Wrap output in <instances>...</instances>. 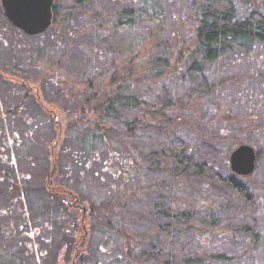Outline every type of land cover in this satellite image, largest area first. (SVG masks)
<instances>
[{"label": "rangeland", "instance_id": "374dc122", "mask_svg": "<svg viewBox=\"0 0 264 264\" xmlns=\"http://www.w3.org/2000/svg\"><path fill=\"white\" fill-rule=\"evenodd\" d=\"M131 2L94 0L87 4V9L90 8L87 11L101 10L115 14L130 6ZM55 4L60 8V15L52 33L55 35L59 30L58 35L67 34L69 38L57 53L63 55L65 74L71 73L76 77L87 69L90 76L92 68L103 65L95 70V74L106 68L110 75L115 70L124 71L121 70L122 65L135 57L138 76L142 75L147 80L137 81L140 95L156 107L170 102L184 121L181 126L173 127L166 133L154 128L136 131L132 137L114 135L110 131L102 136L86 120L85 114L76 111L70 114L67 111L66 116L73 113V121L64 124L65 132L66 129L68 131L57 144L56 164H53L45 146L47 142L55 141L53 122L34 97H24V88L4 82L0 77V264H73L69 252L75 232L71 239L66 230L71 227L74 231L76 224L82 225L80 220L84 216L88 220L84 232L89 231V239L84 257L80 256L75 264H155L153 259L143 263L133 255L126 240L128 233L133 235V243L136 242L145 257L159 252L162 253L159 257L163 258L166 249H169L176 253L177 261L183 260L181 264L188 254L192 255L200 249H204V252L224 248L231 251L232 242L229 244L221 239L240 240L235 229L238 223L243 222L239 213L244 212L248 217L253 212L251 208L249 211L244 208L246 204L241 199L227 198L224 193L215 190L211 182L203 181L201 184L199 176L176 182L177 191L153 187L157 181L165 182L169 178V172L164 170L168 163L160 155L181 152L178 148L181 145L187 147L184 154L210 155V162L216 166L222 178L234 173L252 188H258L261 196L257 199L260 204L257 212L260 227L264 228V156L257 159L256 168L249 175L237 174L230 163L232 152L241 143L264 149V63L258 64L241 56L238 63L225 60L217 64L218 68L212 66V72L205 77L187 72V58H184L176 65L178 69H175V74L171 73L170 68L164 77L154 76L155 72L147 69L148 62L155 53L164 52L167 48L165 41L156 46L152 43L154 36H151V42L140 43L147 35L144 30L140 34L131 31L116 33L106 23L108 28L103 35L87 34L83 39L78 37L75 40L77 44L69 47L72 32L79 35L75 27L78 22L74 23L81 9L71 0H56ZM165 6L168 11L171 10L170 4L166 3ZM183 7L178 5L173 12L179 15ZM172 19L170 14V25ZM155 35L166 38L170 34ZM0 36L6 44L0 40V66L4 63L10 67L14 62L25 64L36 79L45 76L38 70V53L36 56L33 54L38 49V43L50 45L51 37L45 35L41 40L38 35L20 36L18 30L1 17ZM103 37L106 39L102 40ZM83 40L86 45L103 42L109 55L103 60L91 56L90 51L83 48ZM114 64L119 66L116 68ZM179 71L181 73L175 77ZM218 72L222 76L212 77ZM255 72L257 75L252 74ZM108 73L105 75L107 79ZM57 87L49 83L44 96L49 101L56 97L59 109L67 102L71 108L69 111H73L71 105L75 103H69L61 93L55 96ZM150 122L157 125L161 120L155 117ZM108 128L122 130L123 127L111 123ZM149 154L156 155L155 159L161 161L159 169H147V162L151 159ZM11 156L14 158L12 163ZM49 175L53 182L56 181L55 184L66 186L87 206L92 205L97 211L89 210L84 214L83 209L79 208L69 212L62 205L64 201L60 196L46 189ZM259 184L260 187H257ZM132 191L137 193L138 200L128 199ZM171 194L176 198L177 208L188 207L197 200L207 208L206 213L222 221V233L212 245H201L191 233H186V224L185 227L180 225L173 228L172 231L176 232L167 236L166 243L163 242L160 236L163 225L156 217L154 205L158 200H167ZM198 209L205 210L202 207ZM150 210H153L152 213ZM151 219L155 220L158 229H154V220ZM151 224L154 234L145 240L143 235ZM261 253L264 261V251Z\"/></svg>", "mask_w": 264, "mask_h": 264}, {"label": "trees", "instance_id": "16d2710c", "mask_svg": "<svg viewBox=\"0 0 264 264\" xmlns=\"http://www.w3.org/2000/svg\"><path fill=\"white\" fill-rule=\"evenodd\" d=\"M92 1L94 0H71L81 10L78 12V20L74 23L78 22L75 27L79 35H75L76 32H72L73 38L70 36L72 39L68 41L69 47L77 44L75 40L78 37L83 39L87 34H90V36L103 35L108 28L106 26L107 23L110 25V29L111 27L115 29L116 33L131 31L133 33L139 32L140 34V31L144 30L147 35L142 38L140 43L151 42V36H154L152 42L154 45L166 42L165 46L167 48L164 49V52L155 53L148 62L147 69L153 70L155 72L154 76L164 77L170 68L171 73H174L175 69H178L176 65L181 63L184 58H187L185 63L187 72L192 71L194 72L193 74H202L205 77H207L209 72H212V66L218 68L217 64L225 60L238 63L241 60V56L256 61L258 64L264 63V0H132L130 6L122 8L115 14H109V12L106 13L101 10L87 11L90 10V8L87 9V4ZM166 3L171 5L170 11L166 8ZM178 5L184 6V10L179 15L173 12ZM59 9V6L55 4L52 26L45 33L38 35L41 40L45 35H48L51 37L52 43L50 45H44L43 42L38 43V49L33 54L36 56L38 53V70L44 73V77L38 76V79H36L30 74L25 64L21 65L14 62L10 64V67L4 63L0 66V77L2 80L24 88V97H34L41 110L53 122L55 141L47 142L45 145L49 150L53 164H56L57 144L61 142V139L68 131L66 129L65 132L64 124H70L73 121V113L66 116L67 111L70 114L74 111L85 114L86 120H89L88 122H91L102 136H105L110 131L114 135L132 137L136 131H148L154 128L166 133L173 127L175 129L181 126L180 124L184 120L178 116L176 109L170 102L156 107V105H150L140 95L137 90V81H143L146 78H143L142 75L138 76L135 57H132L122 65L121 70L124 71L115 70L110 75L106 68H102L100 72L95 74V70H98L103 65H97L96 68H92L90 76H88L87 69H84L83 72L81 71L76 77H73L72 75L74 74L71 73L65 74L63 70H66V67L62 61L63 55L59 56L57 53L62 48L63 43H65L64 41L67 42L69 38L67 34L64 36L58 35L59 30H56L55 35L52 33L53 28L57 27L56 23L60 15ZM170 14L173 17L171 25L168 22ZM0 17L9 26L17 29L20 36H30L11 25L3 13L1 3ZM69 22L72 23L71 20ZM166 32L170 34L166 38H163V36L160 38L155 35L157 33L161 36V34L164 35ZM59 33H61V30ZM101 39L105 40L106 38L103 37ZM0 40H3L5 44V39H2L1 36ZM81 43L83 48L90 51L89 54L91 56H97L103 60V57L105 59L109 55L103 42L86 45L84 44L85 40H83ZM114 66L117 68L119 65L114 64ZM215 71L218 70L216 69ZM104 72L108 73V79L105 76L107 73L105 74ZM179 73L181 71L175 77H178ZM252 74L257 75V72ZM219 76H222V73H214L212 77L218 78ZM227 76H230V74ZM49 83L58 86L55 96H59L57 94L61 93L64 97H67L69 103H75V107L71 105L74 108L73 111H69L71 108L65 101L66 105H61L59 109L56 97L53 101L46 99L44 96L45 87ZM93 115H96V117L94 118ZM155 117L161 120L160 124H157L158 126L150 122ZM111 123L121 125L123 127L122 130L108 128ZM178 148H180L181 152L172 151L171 155H160V158L165 159L168 163L164 170L169 172V178L165 182L157 181L153 185L154 188L161 190L162 187H167L170 188V191H177L176 182H182V178L190 180L199 176L201 184H203V181L211 182L215 190L224 193V195L228 196L227 198L236 197L241 199L246 204L244 208L248 211L251 208L253 211L251 215L248 214V217L245 216L244 212L239 213L243 222L238 223L235 229L236 236L240 240L234 241V238L232 240L221 239L229 244L232 242L233 248L231 251H225L224 248L217 251L204 252V249H200L192 255L188 254L183 264H264L261 258V252L264 251V228L260 227L259 214L257 212V207L260 206L257 199L261 196L259 189L252 188L249 183L240 180L234 173H229L222 178L218 174L216 166L210 162V155L184 154L185 150L187 151V147L181 145ZM255 150L257 159L264 156L263 148L259 147L255 148ZM12 156L10 163L14 159ZM148 157H151L147 162L148 170H156L161 167V161L155 159L156 155L149 154ZM50 175L49 180L45 183L46 189L51 193L53 192L56 196L61 197V195L66 193L74 202H76L74 197L82 201L66 186L61 183L55 184L56 181L53 182ZM257 187H260V184ZM131 193V197L128 199H137V193L135 191ZM171 196H168L167 200L156 201L154 205L156 217L159 223L163 225L160 235L163 238V242L166 243L167 236H171L176 232L172 231L173 228L180 227V225L185 227L186 224V233H191L193 238L198 240L201 245H212L215 242V238H218L219 234L222 233V221L215 215L206 213L207 208L200 205L197 200L188 205V207L177 208L176 198L173 194ZM62 205L67 207L69 212L72 209L76 210V207H71L65 202H62ZM198 207H202L205 210H199ZM89 210L91 212L97 211L92 205H90ZM150 211L152 213L153 210ZM87 212H84L83 208V213L87 214ZM86 219L87 217L84 216L80 220L82 225L76 224L74 231L71 230V227L67 230L65 229L71 239L72 234L75 232L69 252L70 257L73 258V264L76 263L80 256L84 257L83 253L89 239V231L85 230L84 232L88 221ZM152 220L154 219L150 221ZM158 228L154 220V229ZM179 230L181 231V229ZM128 234L126 240L130 243V250L143 263H147V261L152 259L155 264H181L183 262V260L177 261L176 253L169 249H166L167 253H164L163 258L159 257L162 254L159 252L145 257L144 252L140 250L136 242L135 244L133 243V235ZM153 234L154 230L151 224L143 237L147 240ZM166 247L168 248V243ZM159 249L160 252H163L161 248Z\"/></svg>", "mask_w": 264, "mask_h": 264}, {"label": "water", "instance_id": "95a60500", "mask_svg": "<svg viewBox=\"0 0 264 264\" xmlns=\"http://www.w3.org/2000/svg\"><path fill=\"white\" fill-rule=\"evenodd\" d=\"M56 0H0L8 21L27 35H40L54 22ZM231 167L239 175H249L257 165V153L250 144H241L230 156ZM89 206L84 203V212Z\"/></svg>", "mask_w": 264, "mask_h": 264}, {"label": "flooded vegetation", "instance_id": "af4514ba", "mask_svg": "<svg viewBox=\"0 0 264 264\" xmlns=\"http://www.w3.org/2000/svg\"><path fill=\"white\" fill-rule=\"evenodd\" d=\"M67 205L71 206V207H76V209H79V208H84V204L82 201H80L77 197H74V200L76 202H74L72 200V198L67 195L66 193H64L63 195H61L60 197Z\"/></svg>", "mask_w": 264, "mask_h": 264}]
</instances>
